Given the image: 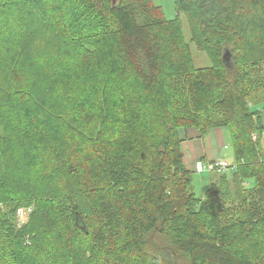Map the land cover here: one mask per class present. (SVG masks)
Here are the masks:
<instances>
[{"label":"trees","instance_id":"16d2710c","mask_svg":"<svg viewBox=\"0 0 264 264\" xmlns=\"http://www.w3.org/2000/svg\"><path fill=\"white\" fill-rule=\"evenodd\" d=\"M175 4L0 0V264H264V0ZM187 127L231 134L201 197Z\"/></svg>","mask_w":264,"mask_h":264},{"label":"crops","instance_id":"0c3cea01","mask_svg":"<svg viewBox=\"0 0 264 264\" xmlns=\"http://www.w3.org/2000/svg\"><path fill=\"white\" fill-rule=\"evenodd\" d=\"M227 129L215 127L205 136L196 127L182 129L180 147L186 168L194 173L198 161L208 166L219 159L232 163L234 152L230 131Z\"/></svg>","mask_w":264,"mask_h":264},{"label":"rangeland","instance_id":"374dc122","mask_svg":"<svg viewBox=\"0 0 264 264\" xmlns=\"http://www.w3.org/2000/svg\"><path fill=\"white\" fill-rule=\"evenodd\" d=\"M154 1L156 4L162 6L164 15L166 18L173 19L176 17L177 10H176L175 0H154ZM181 19L183 22L184 35L186 39L189 40L190 28H189L187 17L184 12L181 13ZM191 47H192V53H193L194 62L196 66L201 67V66L211 65V60L205 52L198 50L194 44H192ZM225 128L227 129L228 127H225ZM263 147H264V140H263ZM210 172H211L210 169H207V168L203 172H194V173L192 172L194 191L196 195L199 197L205 195L206 189L209 186L210 180L208 179V176ZM21 209H24V211H22L21 213V216H23V218H26L27 220L29 213L32 211V207H28V208L22 207ZM26 213H27V216L25 215ZM18 215H19V211H18ZM19 221L21 224H23L20 216H19ZM181 264H186V263H181Z\"/></svg>","mask_w":264,"mask_h":264},{"label":"built area","instance_id":"2783aa9c","mask_svg":"<svg viewBox=\"0 0 264 264\" xmlns=\"http://www.w3.org/2000/svg\"><path fill=\"white\" fill-rule=\"evenodd\" d=\"M229 167H230L229 163L225 160H218L215 164H211L209 166H205L201 161H198L196 163L195 170L198 172H203L207 168L210 170L217 169L218 171H226ZM22 211H24V209L20 208L19 209V216L21 218V221L24 222L26 220V218H23V216H21ZM27 213L25 214L26 216H27Z\"/></svg>","mask_w":264,"mask_h":264}]
</instances>
